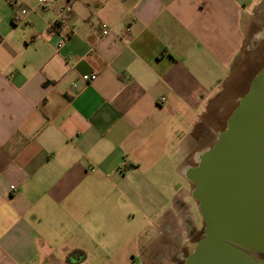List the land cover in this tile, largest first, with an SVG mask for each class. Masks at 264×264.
<instances>
[{"label":"crops","instance_id":"0c3cea01","mask_svg":"<svg viewBox=\"0 0 264 264\" xmlns=\"http://www.w3.org/2000/svg\"><path fill=\"white\" fill-rule=\"evenodd\" d=\"M66 1L0 0V264H174L177 186L264 0H72L53 29Z\"/></svg>","mask_w":264,"mask_h":264},{"label":"water","instance_id":"95a60500","mask_svg":"<svg viewBox=\"0 0 264 264\" xmlns=\"http://www.w3.org/2000/svg\"><path fill=\"white\" fill-rule=\"evenodd\" d=\"M186 176L205 229L184 264H262L252 253L264 254V66Z\"/></svg>","mask_w":264,"mask_h":264},{"label":"rangeland","instance_id":"374dc122","mask_svg":"<svg viewBox=\"0 0 264 264\" xmlns=\"http://www.w3.org/2000/svg\"><path fill=\"white\" fill-rule=\"evenodd\" d=\"M263 66L264 18L262 17L259 18V20L255 19L251 22L245 45L234 65L231 77L225 83L218 99L213 101L209 107L203 126L208 125L213 130L207 134L206 138L203 137V146H212L216 141L217 134L226 129L227 120L233 109L238 105L241 97L248 92L252 80L260 72ZM182 184L177 186V189L185 188L189 190L190 193L194 188L188 187L187 182H183ZM170 193L172 194V191H170ZM186 202L192 207L196 233L191 236L192 229L187 227L185 238L188 240L183 250H179V238H176V241H172V244L177 245V248L179 249L175 252L176 254L171 252V261L176 260L173 257L177 254L182 258L177 260L174 264H183L184 259L195 249L197 241L203 236L205 228V222L199 210L198 203L192 197H188ZM252 255L264 264V254L252 253Z\"/></svg>","mask_w":264,"mask_h":264},{"label":"built area","instance_id":"2783aa9c","mask_svg":"<svg viewBox=\"0 0 264 264\" xmlns=\"http://www.w3.org/2000/svg\"><path fill=\"white\" fill-rule=\"evenodd\" d=\"M56 0H37V4L38 6L43 9V10H48L50 8H52L55 4ZM13 4L17 7H20L22 4V0H12ZM72 11V0H67L64 7L61 9L60 12V16L58 18V20L52 24V28H56L57 26H63L65 25V19L67 17V15ZM24 11L20 12V13H16L15 16L13 17V23L14 24H18L22 21L23 19V15ZM110 33V28L107 24L102 23L100 25V35L102 37L109 35ZM98 77V74L96 72L94 73H90L87 75H83L82 76V81L84 83H89L91 81L96 80ZM74 88L78 87V84H74L73 85ZM165 99L163 98L162 101H164Z\"/></svg>","mask_w":264,"mask_h":264},{"label":"flooded vegetation","instance_id":"af4514ba","mask_svg":"<svg viewBox=\"0 0 264 264\" xmlns=\"http://www.w3.org/2000/svg\"><path fill=\"white\" fill-rule=\"evenodd\" d=\"M190 227H191V225H190ZM191 229H192V231H191L192 233H191V234H192V235H195V233H196L195 228L192 227ZM204 229H205V228H204ZM203 234H204V233H203ZM192 235H191V236H192ZM201 238H202V237H201ZM201 238H200V239H201ZM200 239H199V240H200ZM199 240H198V241H199ZM198 241H197V243H198ZM196 245H197V244H196ZM184 261H185V259H184ZM184 261H183V264H184Z\"/></svg>","mask_w":264,"mask_h":264}]
</instances>
